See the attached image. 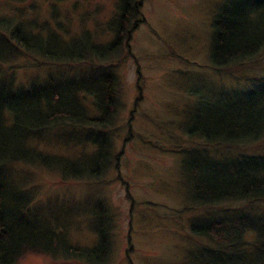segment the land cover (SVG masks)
Masks as SVG:
<instances>
[{"label":"rangeland","instance_id":"374dc122","mask_svg":"<svg viewBox=\"0 0 264 264\" xmlns=\"http://www.w3.org/2000/svg\"><path fill=\"white\" fill-rule=\"evenodd\" d=\"M5 1L0 0V12L9 15ZM244 1L251 2L141 0L129 39L106 57L90 55L80 63L17 68L10 78H1L2 85L11 81L14 89L47 84L49 79L61 89L71 88L78 79L103 73L114 82V112L108 124L96 132L109 140L108 159L98 176L63 180L22 162L6 165L10 180L31 197L26 206H33L35 214L25 216L28 221L46 229L59 227L54 232L63 234L66 245L90 247L96 241L94 214L99 204L107 215L108 254L103 264H203L194 251L215 246L190 227H201V221L212 214L264 212V201L211 206L192 202L182 169L189 157L264 154V137L227 147L185 132L194 110L218 102V92H243L264 77V46L254 56L220 69L210 62L212 16L223 5ZM116 5L118 0L17 3L21 15L32 17L36 24L44 23L43 28L62 47L74 41L80 47L84 36L92 45L109 44L118 23ZM50 42L46 46L53 48ZM16 61L33 63V57L22 54ZM76 98L86 117L99 114L86 92L78 89ZM72 128L63 125L41 130L29 139V146L43 154L81 161L97 148L84 144L86 128ZM15 264L86 263L55 253L25 254Z\"/></svg>","mask_w":264,"mask_h":264},{"label":"trees","instance_id":"16d2710c","mask_svg":"<svg viewBox=\"0 0 264 264\" xmlns=\"http://www.w3.org/2000/svg\"><path fill=\"white\" fill-rule=\"evenodd\" d=\"M20 1L6 0L10 14L0 12V80L6 75L10 78L17 68L80 63L87 61L90 55L106 57L129 39L136 25L132 20L141 5V0H118L117 8L115 6L118 9L115 22L118 20V23L109 44L92 45L84 36L82 46L78 47L80 44L74 41L62 47L54 41L55 36L43 28L44 23L36 24L32 17L26 19L21 15L17 7ZM211 30L209 58L214 69L254 56L264 46V0L221 6L212 16ZM49 39L53 48L46 46ZM22 54L33 57V63H18L16 58ZM78 80L71 88L63 89L51 79L47 84L32 83L25 89H14L11 81L7 85L0 83V264H15L25 254L60 253L69 260H82L86 264H103L106 259L108 235L104 223L107 215L99 204L94 214L96 241L93 246L66 245L63 234L54 232L59 227L46 229L25 218L35 214L33 206L28 209L26 206L31 197L10 180L6 169L10 163L22 162L58 174L63 180L90 179L101 173L108 159L109 140L96 132L108 124L114 112V82L108 73ZM256 81V86L243 92H218V102L194 110L191 126L185 132L227 147L262 139L264 77ZM78 89L93 98L97 116L84 115L85 109L76 98ZM63 125L86 128L87 134L82 136L84 144L96 145V151L78 161L43 154L29 146L34 134ZM182 169L190 186V199L200 206L227 201L249 204L264 201V154H240L221 159L189 157L182 163ZM200 225L190 230L215 246V249L194 251L203 264H264V212L212 214Z\"/></svg>","mask_w":264,"mask_h":264}]
</instances>
